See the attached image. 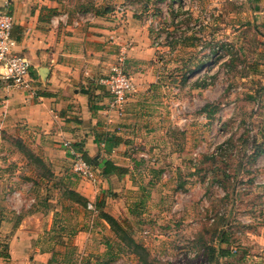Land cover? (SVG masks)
Listing matches in <instances>:
<instances>
[{"label":"rangeland","instance_id":"obj_1","mask_svg":"<svg viewBox=\"0 0 264 264\" xmlns=\"http://www.w3.org/2000/svg\"><path fill=\"white\" fill-rule=\"evenodd\" d=\"M125 3L136 7L137 23L146 25L151 44L162 49L159 86L153 89L162 116L154 168L160 172L154 176L167 197L156 207L144 198L135 204L141 213L121 209L113 216L126 234L103 233L115 242L112 264H142V258L150 264H257L259 251L264 264V0H122L120 5ZM5 138L7 149L11 142L17 148L15 137ZM22 145L32 150L27 138ZM7 149L0 150V158L11 156ZM32 153L18 154L27 175L35 181L40 173L51 177L56 201L50 204L62 210L52 217L58 232L49 242L66 257L75 256L76 229L102 220L71 188H59L41 154ZM105 207L109 212L113 205ZM150 208L166 211L155 226L162 238L151 245L145 238L153 216L143 214ZM224 236L227 242L220 244ZM98 239L96 234L89 246L92 260L105 252ZM217 244L229 254L218 257L214 251L211 257L209 249Z\"/></svg>","mask_w":264,"mask_h":264},{"label":"crops","instance_id":"obj_2","mask_svg":"<svg viewBox=\"0 0 264 264\" xmlns=\"http://www.w3.org/2000/svg\"><path fill=\"white\" fill-rule=\"evenodd\" d=\"M121 1L0 0V9L13 17V50L28 59L31 77L28 90L0 78V150L8 148L5 137L27 138L54 172L53 178L60 180L59 188H72L86 197L95 206L93 216L98 214L103 222L76 229L75 256L57 251L49 242L58 232L52 217L62 213L61 205L50 204L56 201L54 181L42 176L35 181L27 175V163L11 142V156L0 158V264H112L117 258L107 260L106 252L115 242L106 235L114 231L100 212L116 216L124 209L135 215L140 212L136 202L150 199L156 207L167 197L162 180L150 170L159 164L162 116L153 89L159 86L162 49L151 44L146 25L137 23L134 5L125 3L124 12L117 14ZM120 53L134 90L117 115L108 109L110 95L99 79ZM64 140L92 159L84 158L93 167L95 181L73 171ZM104 160L125 172L103 175ZM110 202L113 208L108 212L105 206ZM143 214L154 220L148 223L146 244L159 242L163 233L155 226L166 211L150 208ZM96 234L105 252L92 260L89 246ZM255 258L260 264L261 251Z\"/></svg>","mask_w":264,"mask_h":264},{"label":"built area","instance_id":"obj_3","mask_svg":"<svg viewBox=\"0 0 264 264\" xmlns=\"http://www.w3.org/2000/svg\"><path fill=\"white\" fill-rule=\"evenodd\" d=\"M116 12L121 15L124 12V7L119 4L116 7ZM12 25V14L7 9H0V78L15 87L28 90L31 89L30 63L23 54L13 50ZM99 81L106 86L110 95L108 109L121 115L129 95L134 90L132 76L124 67L123 53L116 55L115 60L109 66L108 74L101 77ZM62 145L71 157L73 171L81 177L95 181L96 175L93 167L84 159L82 152L68 140H64ZM86 207L91 210L95 209L94 204L90 201H87Z\"/></svg>","mask_w":264,"mask_h":264},{"label":"trees","instance_id":"obj_4","mask_svg":"<svg viewBox=\"0 0 264 264\" xmlns=\"http://www.w3.org/2000/svg\"><path fill=\"white\" fill-rule=\"evenodd\" d=\"M177 41L178 42H180V41H182V39H177ZM196 85H198V84H196ZM16 142V143H15ZM23 143V141H22V139H20V138H15L14 139V144H15V146L17 147V149L22 153V154H24L26 157H31L32 155H33V151L32 150H30V149H26V148H24L23 147V145H22V143ZM84 158L88 161V162H92V159L91 158H89L88 156H86V154L84 155ZM94 164V163H93ZM95 165V164H94ZM115 170H117L118 172H125V170H126V168H123V167H120V166H116V165H113L112 163H110V161L109 160H104L103 161V167L101 168V173L104 175V174H107V173H109L110 171H115ZM153 173V175H155V174H157L159 171H157V170H155L154 168H152V169H150ZM40 176H42V177H45L42 173H40L39 174ZM69 190H71L70 192L73 194V195H75V196H77L78 197V199H79V201H82V202H79V203H81V204H87V199H86V197H84V196H82V195H80L78 192H76V191H74L72 188L71 189H69ZM78 201V200H77ZM96 206H101V203H99V204H96ZM100 214H101V217L102 218H104L105 220H106V222L110 225V227L112 228V230L115 232V233H117V231H119L120 232V230L123 232H120L123 236L126 234L125 232H124V229H123V227H120L119 225H118V223H116V219L113 217V216H111V215H109L108 213H106V212H100ZM114 225H116V228H114ZM70 235V234H69ZM117 235V234H116ZM117 237L118 238H120V240L124 243V241H123V239H122V237L119 235H117ZM130 239V238H129ZM131 240V239H130ZM223 241H226L227 242V237L226 236H224V237H222L220 240H219V242L220 243H222ZM137 246H139L140 247V245L139 244H136ZM144 246V245H143ZM145 247V246H144ZM145 249H147L146 247H145ZM214 251H216V255H218V257H224V256H227L228 254H229V249L227 248V247H225V246H221V245H219V244H217L216 246L214 245V246H212V247H210V249H209V253H210V256L212 257L213 255V252ZM112 251L110 250V251H108V252H106V257H107V260H109V259H112V258H114L113 256H112ZM211 259V258H210ZM140 261H141V259H139ZM143 264L144 263H148V264H150V261H145L143 258H142V261H141Z\"/></svg>","mask_w":264,"mask_h":264}]
</instances>
